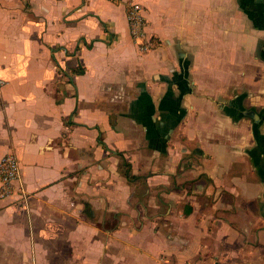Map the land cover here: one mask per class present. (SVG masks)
<instances>
[{"label":"crops","instance_id":"1","mask_svg":"<svg viewBox=\"0 0 264 264\" xmlns=\"http://www.w3.org/2000/svg\"><path fill=\"white\" fill-rule=\"evenodd\" d=\"M0 77V264H264V0H0Z\"/></svg>","mask_w":264,"mask_h":264},{"label":"built area","instance_id":"2","mask_svg":"<svg viewBox=\"0 0 264 264\" xmlns=\"http://www.w3.org/2000/svg\"><path fill=\"white\" fill-rule=\"evenodd\" d=\"M127 20L130 34L133 40L146 50L150 41L146 36V17L143 6L135 1L129 3L127 7ZM6 81L0 77V97L2 88ZM18 195L22 207L27 205L29 194L22 180L21 165L15 153H6L0 160V198H8L12 195Z\"/></svg>","mask_w":264,"mask_h":264},{"label":"trees","instance_id":"3","mask_svg":"<svg viewBox=\"0 0 264 264\" xmlns=\"http://www.w3.org/2000/svg\"><path fill=\"white\" fill-rule=\"evenodd\" d=\"M83 71H84V69L83 68H78L77 69V72L78 73H83ZM126 177L127 178H129V179H132V175H131V173H130V170H129V168H127V170H126Z\"/></svg>","mask_w":264,"mask_h":264}]
</instances>
